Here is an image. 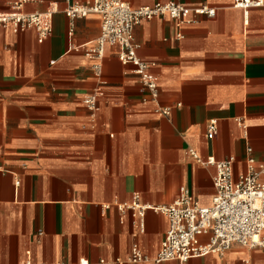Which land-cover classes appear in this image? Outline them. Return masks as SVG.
Returning a JSON list of instances; mask_svg holds the SVG:
<instances>
[{"label":"crops","instance_id":"1","mask_svg":"<svg viewBox=\"0 0 264 264\" xmlns=\"http://www.w3.org/2000/svg\"><path fill=\"white\" fill-rule=\"evenodd\" d=\"M179 1L216 15L182 25L183 38L169 17L136 26L138 54L154 63L155 101L118 47L106 48L95 74L86 50L100 34L98 14L71 20L66 0H32L25 12H52L43 42L34 28L0 27V264H154L131 262L132 247L156 256L169 219L148 209L140 230V218L119 204L138 194L143 205H167L186 187L210 206L216 169L192 152L234 157L235 178L248 170L249 146L264 162V6ZM10 8L0 0V12ZM97 89L100 107L91 111L83 100ZM157 105L172 106L170 117ZM159 264H264V249L234 244L224 256Z\"/></svg>","mask_w":264,"mask_h":264},{"label":"built area","instance_id":"2","mask_svg":"<svg viewBox=\"0 0 264 264\" xmlns=\"http://www.w3.org/2000/svg\"><path fill=\"white\" fill-rule=\"evenodd\" d=\"M30 1L32 0H7L11 8L9 11L0 12V27L11 28L15 33L34 28L38 33V41L43 42L53 30L52 12L27 13L24 6ZM66 1L68 6L65 13L71 20L85 18L89 14H98L101 18L100 34L95 44L86 50L87 55L96 59L93 65L95 74L100 76L102 73L106 48L118 47V58L123 64L134 67L135 74L140 77L153 101L157 100L159 95L157 78L150 73L154 63L138 54L140 45L135 41L136 26L155 17H169L179 28L177 37L183 38L182 25L195 23L201 15H216V9L209 5L189 6L179 0L137 8L132 7L127 0H88L85 3ZM235 6L247 12L250 8L264 6V0H235ZM100 96L101 90L97 89L84 98V104L89 110L97 111L100 107ZM172 110V106L157 105L155 108L156 113L166 117H170ZM216 132L217 121L211 120L208 135ZM248 153L247 172L235 178L234 157L202 160L192 152L197 161L215 166L212 178L215 194L210 206H202L186 187L181 189L177 199L167 205H143L138 194L130 204H119L121 211L131 209L134 216L140 218V230L144 229V217L148 209L162 213L169 219L168 231L156 256L149 257L142 252L138 244H134L131 262L152 261L159 264L169 260L185 262L207 255L224 256L234 244L264 249V162L256 161L250 146ZM80 264L89 262L81 260Z\"/></svg>","mask_w":264,"mask_h":264}]
</instances>
